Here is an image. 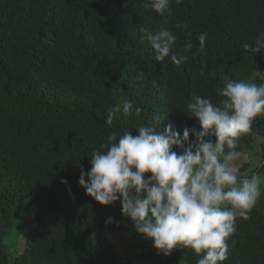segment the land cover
Masks as SVG:
<instances>
[{
  "label": "trees",
  "instance_id": "16d2710c",
  "mask_svg": "<svg viewBox=\"0 0 264 264\" xmlns=\"http://www.w3.org/2000/svg\"><path fill=\"white\" fill-rule=\"evenodd\" d=\"M147 4L0 0V264H130L105 237L129 232L120 201L101 206L79 186L92 151L104 150L113 131L138 135V126L157 116L161 130L169 124L181 135L186 127L198 130L184 112L193 94L216 103L225 78L264 83V49L243 48L264 37V0H172L166 24ZM178 22L188 28L174 27ZM142 28L177 36L163 62L154 60ZM188 41L193 48L184 52ZM172 54L188 59L177 66ZM124 100L141 108L139 116L117 113L107 125L108 110ZM259 140L264 148V116L237 151L248 154ZM262 158L255 172L264 171ZM261 189L250 219H237L223 264H264V183ZM108 217L113 223L106 225ZM199 258L190 249L165 256L152 248L141 262Z\"/></svg>",
  "mask_w": 264,
  "mask_h": 264
},
{
  "label": "clouds",
  "instance_id": "9594fccd",
  "mask_svg": "<svg viewBox=\"0 0 264 264\" xmlns=\"http://www.w3.org/2000/svg\"><path fill=\"white\" fill-rule=\"evenodd\" d=\"M171 4L172 0H148L147 6L166 24ZM174 27L186 30L188 24L178 22ZM140 31L142 39L150 42L155 61L169 57L177 40L170 29ZM206 38L207 32L197 37L200 51ZM192 48L188 41L183 51ZM243 48L261 52L264 37ZM170 59L179 66L188 56L172 54ZM217 95L220 99L213 103L210 97L193 94L186 104L184 112L195 118L198 130L186 127L181 135L170 124L161 130L157 116L140 124L138 135L128 129L122 134L113 131L101 145L104 150L92 151L90 170H82L78 180L85 194L101 206L119 200L121 215L130 219L137 234L152 242L158 254L190 249L200 256L196 264H223L229 259L228 240L236 232V221L250 219L264 183L260 172L241 176L237 163L241 137L251 133L257 117L264 116V83L225 78ZM121 112L124 118L139 116L141 108L124 100L122 106L108 110L106 124L111 126ZM112 223V217L105 220L106 225Z\"/></svg>",
  "mask_w": 264,
  "mask_h": 264
},
{
  "label": "rangeland",
  "instance_id": "374dc122",
  "mask_svg": "<svg viewBox=\"0 0 264 264\" xmlns=\"http://www.w3.org/2000/svg\"><path fill=\"white\" fill-rule=\"evenodd\" d=\"M257 142V147L252 152L248 154L241 153V157L237 161L241 176L250 177L255 169L261 168L264 148L261 146L263 143L261 140ZM260 173L262 180H264V171ZM26 228L28 230L29 226ZM105 237L115 246L125 261H130V264H142L143 257L153 248L150 240L145 239L133 230L132 222L129 226V232L105 233Z\"/></svg>",
  "mask_w": 264,
  "mask_h": 264
}]
</instances>
